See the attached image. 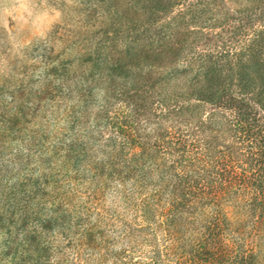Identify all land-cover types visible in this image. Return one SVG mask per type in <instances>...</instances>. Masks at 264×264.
<instances>
[{"label": "rangeland", "instance_id": "obj_1", "mask_svg": "<svg viewBox=\"0 0 264 264\" xmlns=\"http://www.w3.org/2000/svg\"><path fill=\"white\" fill-rule=\"evenodd\" d=\"M161 3L165 11L149 0H0V264H236L241 255L264 264V196L175 209L161 158L124 153L114 123L132 121L118 93L130 83L103 68L110 53L141 46L211 55L226 20L222 40L244 52L247 20L264 40V0ZM134 122L146 135L144 115Z\"/></svg>", "mask_w": 264, "mask_h": 264}, {"label": "trees", "instance_id": "obj_2", "mask_svg": "<svg viewBox=\"0 0 264 264\" xmlns=\"http://www.w3.org/2000/svg\"><path fill=\"white\" fill-rule=\"evenodd\" d=\"M149 4L153 11H165L161 0H149ZM174 11L171 15L176 17ZM228 22L220 23L221 32H216L220 50L211 48V55L201 52L186 58L183 50H143L141 46L140 50H124L125 57L117 51L110 53L103 67L108 75L130 83L124 81L118 93L129 99L127 104L121 99V105L129 109L132 121L114 123L121 147L126 146L124 153L138 148L131 155L132 162L161 158L163 168L157 173L177 210L191 206L196 199L220 205L232 193H245L253 206L262 204L264 44L260 43L264 40L257 22L247 20L241 25H249L251 31L246 32L250 37L240 47L246 51L238 52L234 50L236 40L234 44L222 40L224 29H231ZM179 32L180 28L175 29L173 39L180 45ZM158 35L164 37L161 32ZM229 37L234 38L232 34ZM63 84L59 81V88ZM140 115L149 128L144 136L134 122ZM209 225L208 235L217 241V214L211 216ZM251 257L241 255L236 264H251Z\"/></svg>", "mask_w": 264, "mask_h": 264}]
</instances>
